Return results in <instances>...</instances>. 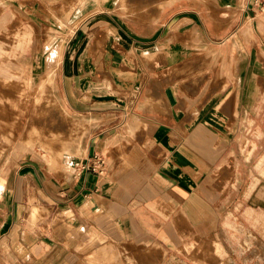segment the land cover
<instances>
[{
    "label": "crops",
    "instance_id": "crops-1",
    "mask_svg": "<svg viewBox=\"0 0 264 264\" xmlns=\"http://www.w3.org/2000/svg\"><path fill=\"white\" fill-rule=\"evenodd\" d=\"M262 1L218 0L203 13L172 7L154 12L151 24L107 18L109 24L101 16L91 28V53H79L84 38L74 40V53L57 61L58 89L88 128L78 159L91 169L71 167L57 177L41 168L42 183H36L35 167L23 163L6 175L0 264L50 263L35 256L72 253L82 231L98 242L119 227L124 239L162 247L182 221L205 237L211 221L217 228L228 208L252 198L258 161L251 164L260 140L243 128L263 124L240 114L245 85L264 84ZM194 37L204 54L184 57ZM164 55L186 62L185 69L168 74ZM232 163L233 175H227ZM212 190L222 199H212ZM32 205L45 217L34 222Z\"/></svg>",
    "mask_w": 264,
    "mask_h": 264
},
{
    "label": "rangeland",
    "instance_id": "rangeland-1",
    "mask_svg": "<svg viewBox=\"0 0 264 264\" xmlns=\"http://www.w3.org/2000/svg\"><path fill=\"white\" fill-rule=\"evenodd\" d=\"M217 2L0 0V185L13 168L23 163L35 167L34 180L37 183L40 179L42 183L41 168L59 177L82 162L78 158L81 157L88 128L80 126L78 117L63 101L58 89L62 83L56 70L59 59L74 53L76 48L72 45L78 36L79 39L84 38L82 48H78L79 53L92 52L95 32L91 28L96 20L103 16L101 19H114L116 23L124 18L151 24L154 12L174 7V10L190 8L203 13L205 10L202 9L212 11L218 7ZM260 7L264 12V1ZM107 22L111 23L110 20ZM81 23H84L82 29L77 30ZM116 32V37H122ZM109 38L105 36L103 42ZM196 38L186 49L184 57L204 54ZM71 39L66 49V43ZM103 42H100L102 46ZM168 58L163 60L164 71L168 74L185 69L186 62H171ZM154 60L151 59L153 63L156 62ZM161 63L157 58V65ZM47 69L55 71L51 83L46 80ZM258 89L262 90L259 94ZM243 97L240 118L254 119L263 124L261 127L243 128L244 135H257L256 139L260 140L251 164L258 161L252 179L257 189L249 201L243 202V206L228 208L230 212L222 214L223 222L217 228L216 222L211 221V234L199 237L189 224L179 221L175 225L174 237L166 236L170 245L164 241L160 247L124 239L119 227L108 230L113 235L109 240L98 242L91 239L89 232L82 231L76 233L72 253L50 256L41 252L35 259L50 258V263L46 264H264V161L261 160L264 156V84L257 82L248 89L245 85ZM55 162L59 164L55 165ZM227 170V175H233V163ZM250 181L246 177L244 183L250 184ZM242 193L237 192L239 200ZM210 194L212 199H222L223 193L212 190ZM31 203L34 204V199ZM35 210L34 222L45 217L46 213L34 205L29 207L28 214L32 215ZM2 257L8 259L9 255L3 254Z\"/></svg>",
    "mask_w": 264,
    "mask_h": 264
},
{
    "label": "built area",
    "instance_id": "built-area-1",
    "mask_svg": "<svg viewBox=\"0 0 264 264\" xmlns=\"http://www.w3.org/2000/svg\"><path fill=\"white\" fill-rule=\"evenodd\" d=\"M98 168L100 170V173H103L104 170H105V165H104V161L102 160H98ZM94 166V165H93ZM76 167L77 168H80L81 170H89L91 169L90 165L87 163V164H83L82 162H79V163H76ZM96 167H94L95 169Z\"/></svg>",
    "mask_w": 264,
    "mask_h": 264
},
{
    "label": "bare ground",
    "instance_id": "bare-ground-1",
    "mask_svg": "<svg viewBox=\"0 0 264 264\" xmlns=\"http://www.w3.org/2000/svg\"><path fill=\"white\" fill-rule=\"evenodd\" d=\"M51 66V65H50ZM46 75H47V82H49V83H51L52 82V78L54 77V74H55V71L54 70H50V69H47L46 70ZM41 80V79H40ZM28 128V127H27ZM28 130V129H27ZM59 154V153H58ZM54 158V157H53ZM56 158V157H55ZM67 160V159H66ZM65 160V161H66ZM54 161V160H53ZM56 161V160H55ZM59 164V162L58 163H56L55 162V165H58ZM60 166V165H59ZM219 254H221L220 252H219Z\"/></svg>",
    "mask_w": 264,
    "mask_h": 264
}]
</instances>
